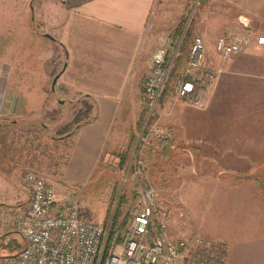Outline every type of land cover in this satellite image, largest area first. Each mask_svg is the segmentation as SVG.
<instances>
[{"label":"crops","instance_id":"crops-1","mask_svg":"<svg viewBox=\"0 0 264 264\" xmlns=\"http://www.w3.org/2000/svg\"><path fill=\"white\" fill-rule=\"evenodd\" d=\"M219 1L224 29L264 34V0ZM154 4L0 0V199L28 202L22 170L39 166V148L30 139L17 141L14 125H28L53 110L64 88L71 98L94 99L98 117L58 136L69 147L55 183L80 187L99 179L97 163L141 113L142 80L151 67L145 29ZM209 49L205 64L222 70L205 107L170 112L166 103L160 115L188 131L184 141L195 175L187 206L191 229L226 243L228 264H264V44L254 40L227 59L215 43ZM202 166L210 169L202 172Z\"/></svg>","mask_w":264,"mask_h":264},{"label":"built area","instance_id":"built-area-1","mask_svg":"<svg viewBox=\"0 0 264 264\" xmlns=\"http://www.w3.org/2000/svg\"><path fill=\"white\" fill-rule=\"evenodd\" d=\"M256 41L264 44V34L227 26L217 36L215 49L223 59L244 51ZM171 39L156 48L151 67L144 80L147 121L160 113L157 105L169 75L167 55ZM206 44L201 36L193 38L187 71L175 87V102L205 107L209 88L217 81L222 67L205 64ZM146 121V122H147ZM154 124V125H155ZM153 125V127H154ZM155 129V127L153 128ZM165 130V129H164ZM161 131L164 141L169 131ZM137 169L133 175L137 176ZM23 178L29 189L27 207L15 209V226L25 246L16 254L0 258V264H227V245L191 229L188 207H158L157 192L152 183L139 190L131 206V221L122 239L106 245V227L85 217L81 209L80 191L62 196L41 173L27 169ZM14 211V210H13Z\"/></svg>","mask_w":264,"mask_h":264},{"label":"rangeland","instance_id":"rangeland-1","mask_svg":"<svg viewBox=\"0 0 264 264\" xmlns=\"http://www.w3.org/2000/svg\"><path fill=\"white\" fill-rule=\"evenodd\" d=\"M223 23L219 0H213L212 2L211 0H207L204 4L201 3V0H155L145 29V36L150 47V60L156 48L161 46L165 42V39L169 37L171 42L167 61L171 69L174 59L179 53V48L189 30L191 32L189 36L190 43L194 37L201 36L206 43L207 50L209 48L212 49L216 42L215 38L224 31L226 24ZM251 32L257 34L253 31ZM59 55L55 63V66L58 68L63 60L62 53ZM186 71L187 62L181 70L180 78L173 83L174 91L179 81L184 78ZM56 72H58V69H56ZM148 72L142 80L143 99L138 121L141 119L143 111L146 110L143 86ZM168 77L159 97L157 105L158 113L163 111V106L166 103L170 104V112H174L177 107L187 109L191 107V105L183 102H175L174 92L168 98V101L160 102ZM68 94H70L68 89H61L60 95L55 100L53 110H46L42 118L33 119L28 125L26 123L14 125L17 128L13 131L17 141L30 139L35 142L39 148V155L36 158L38 162L36 164H39V166L33 167L31 170L34 169L41 173L55 187L57 186L55 181L59 177L64 156L69 147L68 142L62 143L58 136H64L67 133L63 127L71 122L77 110L81 108L85 109L84 103L94 104L93 100L83 94H75L72 98ZM94 109L95 105L92 112ZM162 118L158 120L157 125L155 124V120L149 128H146L147 117L145 118L144 125L141 126L142 128L138 126V121L131 128L126 127L119 135L117 147L110 150L107 155L101 157L97 163L95 170L96 173H99V179L86 181L80 187L63 185L61 183L57 186L58 188L56 187L58 193L62 196H73L75 195L72 192L73 189H78L80 191L81 209L85 217L103 224L108 231V238H110L109 234H111L110 224L117 210V200L121 195H126L119 213V220L123 224L119 223L122 226L120 225L116 228L110 241L106 240V245L113 238H115L116 244L119 243V237L123 235L125 229L129 226L131 221L130 209L138 198V193L135 190L136 186L140 185V190L146 184L152 183L157 192L158 207L162 209L166 206L173 207L179 203L184 204L186 208L188 205H191V192L193 189L191 188V179L195 175L190 157L170 156L168 158L171 151L175 150L180 143H187L184 141L186 138V133L184 132L187 129L185 131L181 128L180 125L175 123V119L173 120V118H171V121H169V118L167 120H163ZM46 125L48 127L47 131L44 130ZM153 125L155 129H153ZM8 127L12 126L9 125ZM156 129L169 131L170 136L166 138V142L164 141V133L156 131ZM52 137H55L54 140H52ZM186 145L188 146V143ZM173 147L176 148L173 149ZM170 149L173 150L168 151ZM22 150L24 149L22 148L13 153L20 154ZM135 169L138 171L137 176L133 175ZM200 169L202 172H207L210 168L202 166ZM22 173H24V169ZM0 200L7 203L0 202V253H2L0 258H2L7 254L10 255V253L15 254V252H18L24 246V242L16 229L14 219L16 215L15 209L20 205H25L26 207L28 205L27 200L21 201L14 198L9 201L7 198ZM10 239L17 241L14 242L15 248L13 249L6 245ZM235 256H237V253ZM234 259L238 262L236 257Z\"/></svg>","mask_w":264,"mask_h":264},{"label":"trees","instance_id":"trees-1","mask_svg":"<svg viewBox=\"0 0 264 264\" xmlns=\"http://www.w3.org/2000/svg\"><path fill=\"white\" fill-rule=\"evenodd\" d=\"M206 2H207V0H201V3H203V4L206 3ZM190 35H191V32L189 30V32L185 36V39L183 40V42H182V44H181V46L179 48L178 55L174 59V62L172 64V67H171L170 72H169L168 81H167V83L165 85V88H164L163 93H162V96H161V101H160L161 103H163L165 101H168V98L173 95V92H174V90H173L174 89L173 88V83L177 79L180 78V76H181L180 75L181 74V70L185 66V64H186V62H187V60L189 58L190 49H191V45H192V42L190 43V41H189V36ZM83 95L86 96L85 94H83ZM89 99L93 100L94 104H91L90 105L87 102L84 103L85 109H82L81 108V109L77 110L74 113V117L71 120V122L68 123L67 126H64L63 127V129L65 130V132H70L71 133V132L75 131L78 127H80L81 125L86 124L88 122H91V121L95 120L98 117L97 103L90 96H89ZM94 105H95V109L92 112ZM146 113H147L146 110L143 111L142 117L138 121V126L141 127V126L144 125L145 118H146ZM156 118H157V114L156 113L153 114V115H151L150 118L147 121L146 128H149L153 124V122L156 120ZM166 146H168V145H166ZM169 148H171V147L169 146ZM174 148H176V147H173V149ZM173 149H170L168 151H171ZM189 155H190L189 154V147L184 142H182V143H180L177 146V148L175 150L171 151V154L168 155V158L170 156H180V157H183L184 156V157H189ZM125 199H126V195H121L119 197V199L117 200V202H118V204H117V210L114 213V216H113L112 221H111V224H110L111 234H109L110 235L109 236L110 238H108V241H110V239L112 237V234L116 230V228H118L120 225L122 226V224H123V222L122 221L120 222V220H119V217H120L119 216V213H120L121 206L123 205ZM119 223H122V224H119ZM121 239H122V235L119 237V240H121ZM15 241H16L15 239H10V241L6 245L13 249V248H15V246H14V242ZM24 246H25V243H24ZM18 252H15V254L18 253ZM10 254H13V253H10ZM7 255H9V254H7Z\"/></svg>","mask_w":264,"mask_h":264},{"label":"water","instance_id":"water-1","mask_svg":"<svg viewBox=\"0 0 264 264\" xmlns=\"http://www.w3.org/2000/svg\"><path fill=\"white\" fill-rule=\"evenodd\" d=\"M240 20L241 22L244 24V25H247V18L245 16H241L240 17ZM46 36L48 37H51L50 34L46 33ZM57 78H58V75H56L53 79V82H52V88L55 89V84L57 82Z\"/></svg>","mask_w":264,"mask_h":264},{"label":"bare ground","instance_id":"bare-ground-1","mask_svg":"<svg viewBox=\"0 0 264 264\" xmlns=\"http://www.w3.org/2000/svg\"><path fill=\"white\" fill-rule=\"evenodd\" d=\"M145 134V133H144Z\"/></svg>","mask_w":264,"mask_h":264}]
</instances>
